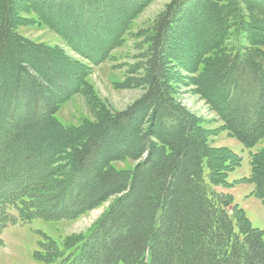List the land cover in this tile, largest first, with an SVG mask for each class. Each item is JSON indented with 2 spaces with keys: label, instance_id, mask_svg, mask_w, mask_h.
<instances>
[{
  "label": "trees",
  "instance_id": "trees-1",
  "mask_svg": "<svg viewBox=\"0 0 264 264\" xmlns=\"http://www.w3.org/2000/svg\"><path fill=\"white\" fill-rule=\"evenodd\" d=\"M45 1L65 8L70 29L58 27ZM148 1L0 0V245L10 224L73 220L112 199L87 234L69 236L61 247L45 236L36 259L264 264L263 231L231 194L217 189L231 185L229 172L242 158L212 141L226 131L246 148L264 142V0L169 2L146 32L142 60L119 83L143 90L121 111L98 101L89 65L17 31L27 21L44 24L97 64ZM120 7L127 11L106 46L92 52L74 42L95 37L88 26L110 29ZM181 84L204 100L219 128L206 127L178 100ZM75 94L87 96L94 117L66 126L56 114ZM250 165V176L238 182L253 183L264 206V146L251 154Z\"/></svg>",
  "mask_w": 264,
  "mask_h": 264
},
{
  "label": "rangeland",
  "instance_id": "rangeland-1",
  "mask_svg": "<svg viewBox=\"0 0 264 264\" xmlns=\"http://www.w3.org/2000/svg\"><path fill=\"white\" fill-rule=\"evenodd\" d=\"M171 1H148L141 11L130 21L128 28L122 32L121 43L110 51L105 60L97 64H92L83 58L68 45V42L62 36L44 24L37 22L28 23L27 21L23 25H20L17 31L36 42L57 46L72 59L89 65L88 80L97 95L98 101L101 102L104 108L106 107L112 111H121L138 99L142 95L143 90L141 87L123 88L119 86V83L123 82L130 75L128 74V68L142 60L139 58V55L143 54L142 52L148 48V43L145 39L146 32L151 28L156 16ZM75 2L73 4L74 7H78L80 10L82 6L79 7L78 3ZM66 7L73 8L70 4ZM43 9L47 11L48 15L55 22H58V27L61 29L67 30L72 27L71 21L63 16L65 8L57 9L52 3L45 1ZM126 11L125 7L124 9L121 7L116 9L114 13L115 17L111 16L114 21L110 23V29L102 28L101 26H88L91 30L90 32L95 37H76L74 38V42L82 44L83 48L90 49L92 52L99 51L103 46L108 44L109 39L115 31V27L121 21ZM83 21L85 22V20ZM206 31L212 32L211 28L208 30L206 28ZM82 41L84 43H81ZM67 81L72 84L74 80L70 77ZM179 88L178 100L192 112L201 116L206 121V127L216 130L221 126V121L209 110L204 100L192 91L191 86L181 84ZM87 102L88 98L86 95L75 94L60 107L56 117L66 126H79L87 118L93 119L94 117V111L88 106ZM212 141L214 146H226L242 158L241 165L229 172L227 180L231 185L228 187L218 186L217 189L228 192L234 197V203L245 210L252 225L263 231L264 237V206L262 201L253 194L254 184L250 182H238V180L250 176L251 154L262 148L264 142H260L252 148H246L237 139L228 135L226 131H220L217 135H213ZM34 143L38 144L36 141ZM43 155H46V152ZM121 167L128 168L130 165L122 163ZM111 200L104 201L96 208L73 220H45L36 217L29 222L19 221L8 225L1 234L3 242L0 245V264H44L36 259L35 252L41 250V243L45 241V236L55 240L61 247L63 241L69 236L87 234L96 220L109 207ZM13 214L17 216V212L13 211ZM178 257L182 261L185 260L183 255H178Z\"/></svg>",
  "mask_w": 264,
  "mask_h": 264
}]
</instances>
